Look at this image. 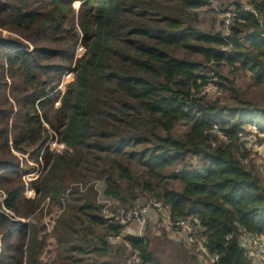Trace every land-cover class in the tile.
<instances>
[{
    "label": "trees",
    "instance_id": "1",
    "mask_svg": "<svg viewBox=\"0 0 264 264\" xmlns=\"http://www.w3.org/2000/svg\"><path fill=\"white\" fill-rule=\"evenodd\" d=\"M75 1L0 0V264H125L134 250L161 264L149 234L104 214L98 183L119 208L155 200L194 216L215 264H255L238 236L264 237V163L236 134L251 125L264 140V0L247 2L257 15L240 0ZM210 82L228 101L201 93ZM46 125L64 149L44 148ZM13 151L41 157L34 198ZM45 199L59 208L50 232L5 212Z\"/></svg>",
    "mask_w": 264,
    "mask_h": 264
},
{
    "label": "built area",
    "instance_id": "2",
    "mask_svg": "<svg viewBox=\"0 0 264 264\" xmlns=\"http://www.w3.org/2000/svg\"><path fill=\"white\" fill-rule=\"evenodd\" d=\"M82 2V0H80ZM80 2L74 3V6L77 8ZM242 11H250L254 15H257L255 9L248 4H242ZM224 20L222 22V33L227 35L229 33V22L232 18L233 12L227 11L224 13ZM81 45L78 46L76 55L79 56V49H82ZM71 73L74 78L75 74L72 70L67 71L63 75V80L59 84L58 88L64 90V83L69 81H64V76ZM73 73V74H72ZM208 89V88H207ZM213 132L220 134V131L214 127ZM262 136V135H261ZM260 134L256 132V129L251 126H245L240 129L236 137L241 143V148L243 150H249L252 152H257L261 155H264V140L261 139ZM57 146L60 148H65L63 143H57ZM104 204L103 212L106 216L118 220L121 224H125L126 227L133 225V234L141 236V232L147 222L148 216L150 213L155 214L158 218L163 219V224H165L170 230L178 234L180 242L185 244L186 247L191 248L193 246L198 252L199 264H215L218 260L217 254H212L207 249V240L206 237L199 234V224L197 219L194 216L178 217L174 216L171 218L169 211L166 207H163L159 202L151 200L140 205H134L128 209H123L119 207H113L109 209V206L116 203V201L105 198L102 200ZM6 213L11 215L9 210H5ZM12 213V212H11ZM238 244L242 249L245 256L255 264H264V237L257 233H241L238 236ZM125 264H141V258L137 250H134L133 253L127 257Z\"/></svg>",
    "mask_w": 264,
    "mask_h": 264
},
{
    "label": "rangeland",
    "instance_id": "3",
    "mask_svg": "<svg viewBox=\"0 0 264 264\" xmlns=\"http://www.w3.org/2000/svg\"><path fill=\"white\" fill-rule=\"evenodd\" d=\"M214 1V7L215 8H223V6H220V2L222 0H212ZM242 4H248V0H240ZM75 1L74 3H76ZM81 3V1H78ZM213 6V5H211ZM220 6V7H219ZM215 10V9H214ZM213 14V13H212ZM205 17V19H208V16H211V12L206 13V15H202ZM219 18L223 16L222 14H219ZM222 24L216 25V28L220 30L222 27ZM83 47V46H82ZM84 47L82 49H79V53H83ZM221 73L230 76L231 73H229V68L228 67H223L221 69ZM73 74V73H72ZM75 76V75H74ZM73 75L69 73L68 75L64 76V81H69L72 78ZM247 80V79H246ZM211 85L207 89H203L201 93H208L212 98H219L222 101H228V93L225 91L220 90L216 83L210 82ZM237 83H240L239 80H237ZM65 87V83H64ZM64 92V90H61V94ZM205 93V94H206ZM60 96L56 102V104H59L60 102ZM47 130H48V139L44 145V148L48 149L49 151H59L64 148H60L57 146V143H61L59 141V135L56 131L52 130L48 125ZM14 156L19 160V168H29V170L23 174L22 180L24 181V197L27 198H34L36 196V191L30 184L31 180L36 179L39 175L44 170V164L41 160V157L39 156L38 161H35L30 157L29 154H23L17 151H13ZM42 154V152H40ZM261 160L264 163V155H261ZM3 171H0L2 173ZM97 187L99 189V195H98V200L102 203L104 200V196L101 194V188H102V183H98ZM3 194L0 191V203L3 200ZM117 206L116 204L109 206V209H113V207ZM59 208H53L49 207L48 205V200H42L41 203L39 204L38 208L35 210L34 213L27 217H19L14 215L13 213L9 212L12 216L11 218L13 220H16L19 224L22 223H27L28 227H32L34 225H39V224H44L45 229L47 232H50L52 228V219L55 218L58 215ZM135 227L133 225H130V227L125 228V232H129L130 234H133V229ZM144 234H149L150 237V244L151 247L153 248L154 253L159 257V260L161 264H199V258H195L189 253L185 248H183L180 245V238L178 234L172 232L170 228H168L165 224H163V219L158 218L155 214L150 213L147 219V222L141 232V236ZM138 236V235H135ZM51 248V245H49ZM191 249H195L193 246H191ZM192 251V250H191ZM194 251V250H193ZM133 253V251L128 252V256H130ZM51 256L50 252L44 253L43 254V259H49Z\"/></svg>",
    "mask_w": 264,
    "mask_h": 264
}]
</instances>
